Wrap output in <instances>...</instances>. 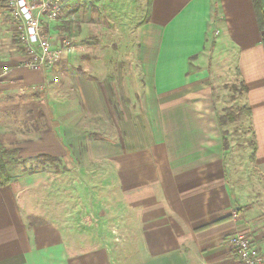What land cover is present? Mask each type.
<instances>
[{
  "label": "crops",
  "instance_id": "1",
  "mask_svg": "<svg viewBox=\"0 0 264 264\" xmlns=\"http://www.w3.org/2000/svg\"><path fill=\"white\" fill-rule=\"evenodd\" d=\"M5 1L0 0V142L18 149L21 159L46 155L71 163L74 148L98 138L99 151L89 159L113 163L111 176L99 173L100 193H113L117 208L130 212L121 224L130 229L91 246L68 223L39 222L24 208L31 204L25 193L37 194L38 181L49 174L57 194L60 174H21L0 188V264H241L231 243L239 233L253 238L264 256V43L252 0H152L149 18L132 33L135 61L115 80L118 88L104 62L84 57L85 74L63 77L65 88L46 95L50 124L24 133L13 129L23 139L9 141L7 124L35 122L43 107L39 90L51 84L46 73L22 67L25 56ZM230 81L246 88L243 112L254 160L249 146L237 150L231 141L223 147L218 116L225 105L214 89ZM112 92L128 101L114 104ZM73 113L85 116V124H75ZM95 130L91 139L87 132ZM29 132L34 133L27 139ZM110 178L115 185L107 187Z\"/></svg>",
  "mask_w": 264,
  "mask_h": 264
},
{
  "label": "rangeland",
  "instance_id": "2",
  "mask_svg": "<svg viewBox=\"0 0 264 264\" xmlns=\"http://www.w3.org/2000/svg\"><path fill=\"white\" fill-rule=\"evenodd\" d=\"M72 3L75 5L69 6L65 10L62 21L58 22L53 28L51 36L55 39L59 37L66 38L74 51L65 54L64 59L61 61L65 67H60V70L54 69L52 73L48 74L51 80L55 76L58 77V82L39 90L43 94L39 101H43L42 109L44 111L42 109L39 111L38 119L35 122L17 125L7 124L8 136L6 138L8 141L11 138L13 140L23 139L21 136H15V133L18 132H14L13 129L24 133L25 128H46V124H50L52 111L50 103L46 101V95H50V92L55 94L59 88H65L63 84H67V81L63 80V77H81L84 75L81 66L84 57L89 58L90 61L99 60L101 65L104 62L105 69H107L105 74L108 75L111 85H116L117 88L119 87L117 82L123 74L122 71L124 69L129 71L126 65L130 60L135 61V58L133 59L134 50L133 47L131 48V45L133 46L135 42L132 33L138 30L139 23L146 18L149 0H100V3L96 6H94L93 0H76ZM116 79H118L117 82H115ZM122 79L125 85L124 77ZM138 84L139 81L134 84V87H137ZM125 86L127 88V84ZM243 94V84L240 82H226L214 89L217 102H224L223 115H227L229 118L232 114L234 118V122L229 123L224 128L228 147H230L232 141L234 149L241 150L246 145L254 150L253 135L250 132L251 126L249 127V124H247L243 112V106H245ZM73 96L75 97V95ZM112 98L114 104L121 103L122 106L128 101L124 94L119 99L114 92H112ZM115 109L117 112V108ZM122 110L125 109L122 107ZM116 115L122 117L119 112ZM69 117H75V124L79 126L84 123L85 116L83 115L76 116L73 113ZM98 132L99 130L88 131L87 134L91 135V139H94L92 134L97 136ZM110 132L113 133V131H109L106 134L110 135L108 134ZM29 133L32 135H27V139H30L29 137L33 136L34 132ZM95 140V144L91 143L92 146L74 148L75 150L72 153L74 161L71 163L30 159L25 164L26 172L19 169L15 178L21 174H31V171L58 172L60 176L52 181L57 182L55 184L59 186V192L57 191L59 194L51 192L50 176L47 174L40 182L38 181L40 189L37 190V194L33 195V192L25 193V197L31 200V204L24 206V208L28 209L30 213H36V216L41 219L39 221L41 223L48 222L49 219L53 223H56L54 221L57 220L59 226H62V223H68L69 227L76 231L75 234L80 233L87 236L91 246H102L104 242L99 241L102 236L116 240L119 229L121 231L130 229L128 225H121L122 222L124 223L122 219L128 217L130 212L117 208L116 201L118 199L114 197L113 193L109 194L108 191L107 195H104L103 192L100 193L104 181L102 179L103 175L99 173L103 170L110 171L111 176L113 174V163L101 164L97 159H89L88 154L97 155L99 151L98 138H95ZM109 149L107 148V151ZM109 153H113L112 149ZM106 155H108L107 152ZM67 171H71L73 175H66ZM105 183L107 187L115 185L112 178L107 179ZM243 236L253 240L250 236ZM114 240V245L128 246L125 242L120 243ZM255 245L259 249V246ZM259 251L261 253L260 249Z\"/></svg>",
  "mask_w": 264,
  "mask_h": 264
},
{
  "label": "built area",
  "instance_id": "3",
  "mask_svg": "<svg viewBox=\"0 0 264 264\" xmlns=\"http://www.w3.org/2000/svg\"><path fill=\"white\" fill-rule=\"evenodd\" d=\"M74 1L76 0L5 1L4 8L16 45L25 56L22 67L48 75L61 63L65 54L74 51L66 38L55 39L51 36L53 28L62 21L65 10ZM47 79L49 84L58 82L56 76L52 80L49 77ZM46 84L41 89H45ZM234 218H237V214H234ZM231 243L241 264H264V256L252 239L237 234L231 239Z\"/></svg>",
  "mask_w": 264,
  "mask_h": 264
},
{
  "label": "trees",
  "instance_id": "4",
  "mask_svg": "<svg viewBox=\"0 0 264 264\" xmlns=\"http://www.w3.org/2000/svg\"><path fill=\"white\" fill-rule=\"evenodd\" d=\"M98 3H100V0H93L94 6H96ZM252 4H253L255 15L257 18L258 27L264 35V0H252ZM151 5H152V0H149L146 20L149 18L150 11H151ZM243 89H244V92H246V88L244 86H243ZM250 115L251 113L248 110L247 116H250ZM232 122H234V118L232 114L229 116V118L227 115L218 116L219 127L223 134L224 149L228 148V142L226 139L224 128L229 123H232ZM255 150H256V147L254 146V153L251 156V160H254L255 158ZM18 154H19L18 149L7 148L0 142V188H5V187L10 186L12 182L14 181V178L18 174L19 169H22V172H26L25 164L27 163L28 160L19 158ZM39 159H45L47 161H52V162L59 161L56 158H52L46 155L34 158V160H39ZM33 173L35 172L31 171V174Z\"/></svg>",
  "mask_w": 264,
  "mask_h": 264
}]
</instances>
